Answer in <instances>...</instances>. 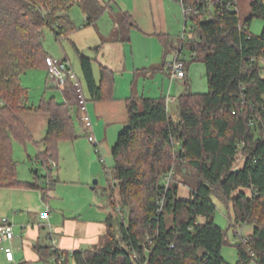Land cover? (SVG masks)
<instances>
[{
	"label": "trees",
	"instance_id": "trees-1",
	"mask_svg": "<svg viewBox=\"0 0 264 264\" xmlns=\"http://www.w3.org/2000/svg\"><path fill=\"white\" fill-rule=\"evenodd\" d=\"M76 3L86 25L109 6L105 0H0V188H38L49 197L60 143L76 135L65 103L51 97L31 104L22 82L29 69L48 70L47 29L60 36L78 28L69 13ZM183 4L186 22H193L187 44L193 59L205 62L209 90L190 89L189 63L182 58L187 88L179 97L178 120L166 97L128 100L129 121L112 147L115 174L106 187L108 241L73 252L41 249L54 264H70L73 258L77 264H224L222 250L229 239L215 220L213 194L232 203L237 224L255 225L238 244L236 264H264V28L251 31L255 17L264 19V0H251L246 15L238 0ZM122 14L130 24L131 15ZM163 39L168 52L170 47L182 52L184 43L178 48L169 37ZM80 61L92 95L102 98L92 59L81 53ZM27 110L50 114L46 134L37 141V158L47 169L44 181L39 169L34 180L21 179L14 157L15 140L25 145L34 140L22 115ZM178 170L197 178L189 198L179 195L184 180Z\"/></svg>",
	"mask_w": 264,
	"mask_h": 264
},
{
	"label": "crops",
	"instance_id": "crops-1",
	"mask_svg": "<svg viewBox=\"0 0 264 264\" xmlns=\"http://www.w3.org/2000/svg\"><path fill=\"white\" fill-rule=\"evenodd\" d=\"M105 1L109 2V6L95 22L83 24L86 18L84 13V20L78 28L68 35H62L67 37L75 48L74 55L78 57L77 66L81 69L82 74L81 53L92 59L95 80L98 85L103 84L104 87L103 97L97 99L92 95L84 74L85 87L77 74L87 97L88 112L93 121V127L90 130L82 119L73 81H70L66 86H61L45 68L47 72L46 92L41 100L55 97L69 107L76 135L74 138L65 140L72 141L74 147L84 140V135L92 143V132L101 146L113 147L119 133L128 124V100L131 97H166L171 113V104L178 103L177 106H179V97L187 88L185 81L180 84V81H172L170 77L169 63L173 59L168 60V55L169 53L175 54L176 49L173 50L174 48L170 47L171 51L168 52L167 43L163 39L164 36H167L170 38L171 46L180 47L178 43H174L175 37L173 36L175 20L178 22L182 17V6L179 0ZM122 12L131 15L130 24L123 21ZM60 36H57L58 39ZM70 46L63 45V55L57 57L68 59L76 70L68 51V49L73 50ZM49 54L56 56L50 51ZM176 111H179L177 118H174L172 113L171 115L175 120H178L180 106ZM49 118L48 112L37 111L36 114L33 110L23 112L24 121L30 128L29 130L33 132V138L37 139L44 138ZM36 143L40 150L39 142ZM90 161L92 174H100L102 168L96 162L94 155ZM37 172L38 170H35V173ZM60 179V175L55 177L54 188ZM18 189L22 193L15 194H19L20 199H23L22 207H28L29 215H19L17 210H13V207L18 206L13 204L10 205V208L1 209L0 216H8L15 227V237L12 240L0 239L2 241L0 245L1 261L9 264H54V257L51 259L43 257L41 249L45 250L46 246L56 245L59 249L73 252L79 249H93L108 241L107 218L111 213L108 201H100L95 195L81 191L78 194L82 200H78L68 209L65 204H52V199H50L52 191L49 197L44 198L38 188L21 187ZM0 192L4 194L2 198L6 199V202L9 201L8 196H14L9 191L0 190ZM181 197L189 198L190 196ZM47 206L51 207V212L48 219H43L40 213ZM56 209L60 211L58 212ZM4 246L13 247L14 260L7 259ZM70 264H77V262L73 258Z\"/></svg>",
	"mask_w": 264,
	"mask_h": 264
},
{
	"label": "rangeland",
	"instance_id": "rangeland-1",
	"mask_svg": "<svg viewBox=\"0 0 264 264\" xmlns=\"http://www.w3.org/2000/svg\"><path fill=\"white\" fill-rule=\"evenodd\" d=\"M250 1L251 0H238V8L242 15H246L250 11ZM180 4L182 6L181 7L182 17H180L178 22L175 20L176 24L174 27L175 30L173 34V36L175 37L174 43H178L180 46L179 48H181L184 43L181 52V57L186 59L189 63L188 77L190 80L191 90L199 93L207 92L209 90V85H208L205 62L202 59L194 60L192 57V52L187 44L188 37L192 34L191 29L193 22L191 20H188L186 22L184 8L181 2ZM69 13L72 19L78 25H80L83 22L84 12L82 7L78 3L74 4L70 8ZM263 28H264V19L255 17L251 23V31L254 33H260L263 30ZM65 44L68 46L71 45L70 47L71 49H73V50L68 49V51L70 52L71 60L75 65L76 68L75 71L81 78L85 87L86 84L83 74L81 72V69L78 68L77 66L79 61L77 60L78 57L77 55H74L76 53V50L72 46L71 41L67 37L65 38L62 35L58 39L57 35L54 32H52L50 29L46 30L45 46L48 49V51L60 57L63 55L62 46ZM174 57L175 54L171 55L169 53L168 60H171ZM262 74L264 76V71ZM46 78H47L46 70L39 68L29 69L27 72H25L22 75V82L29 89V94H30L29 102L31 104L37 105L40 103L42 96L46 92V81H47ZM177 81H180L181 82L180 84H183L185 79L181 78L176 80V82ZM177 105L178 103H174V105L171 104L170 106V110L174 118L178 117L177 112L179 114V111H176V109L177 110L179 109V106ZM33 112H35V114L37 113V111H33ZM31 134L33 135L32 131ZM83 137L84 140H81L80 144H78L77 147L73 146L72 141L69 140L61 141L60 143L61 154H60L59 166L53 167L52 170L53 177L55 178L58 175H60L61 179L56 183V187L53 188L51 194L52 198L50 199H52L53 205L65 204L69 209L78 200H82L80 194L78 193H80L81 191H87V194L95 195L98 199H100V201L101 200H104L103 202L108 201L107 203L109 204V208H111V204L108 199L109 193L106 190V187H108L109 185V179L112 178V176L114 177L115 174V170L113 167L114 158L111 152L112 146L104 147L101 146L99 143V147L101 150L100 153L105 158L104 161L105 163H102L100 154L96 150V145L88 141L86 135H84ZM38 140L41 139L35 138L34 140H30L27 142L26 145L19 140H15L14 157L18 161L19 177L21 179L30 180V181L34 180L36 176L35 170L37 168L39 169V174L43 178V181L44 179L47 178L44 175L47 173V169L42 165L41 161L38 160L37 158L39 148L36 142ZM92 155H94L96 162L100 165V168H102V172L100 174L94 175L91 172V161L89 162V160L91 159ZM194 175L195 174L193 173L190 174L188 172L177 175L178 178L184 180L179 185V195L186 197L191 196L190 189L197 184V178ZM95 180H98V182L95 183ZM0 190L12 192L14 195V196L10 195L7 197L9 200L8 203L5 201L6 199L4 200L2 198L4 194L0 192L1 193L0 211L1 209L4 210L5 208H10V205L13 204L18 206V207H13L14 208L13 210H17L19 215L22 214L25 216L29 215L28 207L26 208L22 207L24 204L23 199H20L19 194L18 195L15 194V193H22L19 192L21 190H19L18 188H0ZM53 193H55L56 195L55 194L53 195ZM236 193L237 191L235 192V194ZM213 198L217 202L215 220L217 224L221 225L227 231V237L229 239V242L223 246V250H222L223 255L225 257L224 264H236L239 259L238 244L242 242L244 237H247L250 233L253 232L255 225L253 223H245L244 225L237 224L234 217V209L232 203L222 201L215 194H213ZM7 203L8 205H6ZM56 210H58V212L60 211L59 209ZM46 240L48 241L47 238ZM1 242L2 241L0 240V245ZM0 258L2 259L1 256ZM0 264H9V263L0 260ZM249 264H257V262L252 261Z\"/></svg>",
	"mask_w": 264,
	"mask_h": 264
},
{
	"label": "built area",
	"instance_id": "built-area-1",
	"mask_svg": "<svg viewBox=\"0 0 264 264\" xmlns=\"http://www.w3.org/2000/svg\"><path fill=\"white\" fill-rule=\"evenodd\" d=\"M184 8V12L186 8L183 4V0H179ZM264 60V58H263ZM48 63V72L49 74L58 82L61 86H66L70 81H73L74 91L76 95L77 102L81 109L82 119L85 122V126L90 130L93 127L92 118L88 112L87 108V97L85 96L81 80L79 79L77 73L72 67L69 60L64 58H59L54 55L47 56ZM170 77L172 81H176L178 79L185 77V62L181 57V52H175V57L169 63ZM92 143L96 145V150L100 154L101 160H104V156L100 153L99 140L95 136V134L91 133ZM54 167H57V162L53 163ZM173 178V172L166 176L167 183H170ZM118 211L121 210V207L118 206ZM51 212V207L47 206L44 211H41L40 215L43 219H48ZM15 237V227L13 222L10 220L8 216H0V239L1 240H12ZM55 242V240H54ZM55 248L58 247L55 245ZM4 251L8 260L15 259V253L12 246H4ZM141 264H149L147 261L142 262Z\"/></svg>",
	"mask_w": 264,
	"mask_h": 264
},
{
	"label": "water",
	"instance_id": "water-1",
	"mask_svg": "<svg viewBox=\"0 0 264 264\" xmlns=\"http://www.w3.org/2000/svg\"><path fill=\"white\" fill-rule=\"evenodd\" d=\"M36 170H38V169H36ZM98 182V180H95V183H97Z\"/></svg>",
	"mask_w": 264,
	"mask_h": 264
}]
</instances>
